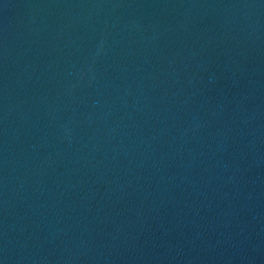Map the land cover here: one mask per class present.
Segmentation results:
<instances>
[{
  "label": "water",
  "instance_id": "1",
  "mask_svg": "<svg viewBox=\"0 0 264 264\" xmlns=\"http://www.w3.org/2000/svg\"><path fill=\"white\" fill-rule=\"evenodd\" d=\"M0 264H264V0H0Z\"/></svg>",
  "mask_w": 264,
  "mask_h": 264
}]
</instances>
